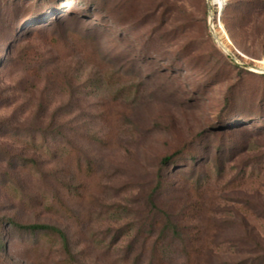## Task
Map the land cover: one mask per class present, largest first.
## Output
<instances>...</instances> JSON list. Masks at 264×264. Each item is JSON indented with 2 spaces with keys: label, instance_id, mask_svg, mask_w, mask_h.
<instances>
[{
  "label": "rangeland",
  "instance_id": "rangeland-1",
  "mask_svg": "<svg viewBox=\"0 0 264 264\" xmlns=\"http://www.w3.org/2000/svg\"><path fill=\"white\" fill-rule=\"evenodd\" d=\"M212 7L0 0V264H264V16Z\"/></svg>",
  "mask_w": 264,
  "mask_h": 264
},
{
  "label": "trees",
  "instance_id": "trees-1",
  "mask_svg": "<svg viewBox=\"0 0 264 264\" xmlns=\"http://www.w3.org/2000/svg\"><path fill=\"white\" fill-rule=\"evenodd\" d=\"M242 1L246 5L245 13H247L248 16H251V15L264 16V0H242ZM228 7H229V4H226L223 9L224 14L226 10L228 9ZM243 20H244V17H243ZM250 20L251 19H249V21ZM241 24L240 23L237 24L239 25L238 28L239 29L241 28L243 30L242 32L246 34L247 32H246V29L244 30V28H246L249 25V23H243L242 25ZM10 222L18 226L21 229L29 230L32 232L44 231L47 234L51 232H57L64 238L65 241L67 240L66 235L60 229L52 225H48V224L23 225V224L16 223L14 220H11Z\"/></svg>",
  "mask_w": 264,
  "mask_h": 264
},
{
  "label": "water",
  "instance_id": "water-1",
  "mask_svg": "<svg viewBox=\"0 0 264 264\" xmlns=\"http://www.w3.org/2000/svg\"><path fill=\"white\" fill-rule=\"evenodd\" d=\"M208 2H209V9H210V15H211V17H213V7H212V4H213V0H208ZM224 6H225V3H224V5L223 6H221L220 7V18L219 19H221V14H222V11H223V9H224ZM211 24H212V26H211V29H212V32H213V35H214V37L216 38V40L219 42V44L224 48V49H226V47H225V45L223 44V42L219 39V36L217 35V32H216V29H215V27H214V25H213V21L211 20Z\"/></svg>",
  "mask_w": 264,
  "mask_h": 264
}]
</instances>
